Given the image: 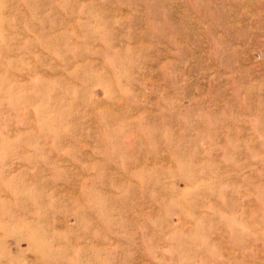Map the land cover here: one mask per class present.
Wrapping results in <instances>:
<instances>
[{"label":"rangeland","instance_id":"1","mask_svg":"<svg viewBox=\"0 0 264 264\" xmlns=\"http://www.w3.org/2000/svg\"><path fill=\"white\" fill-rule=\"evenodd\" d=\"M0 264H264V0H0Z\"/></svg>","mask_w":264,"mask_h":264}]
</instances>
